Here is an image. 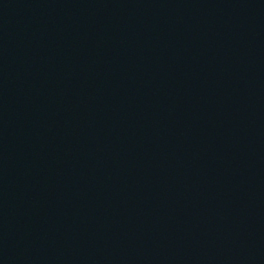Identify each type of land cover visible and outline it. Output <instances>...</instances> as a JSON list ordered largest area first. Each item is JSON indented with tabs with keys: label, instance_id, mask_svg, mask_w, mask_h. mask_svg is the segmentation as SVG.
Listing matches in <instances>:
<instances>
[{
	"label": "water",
	"instance_id": "95a60500",
	"mask_svg": "<svg viewBox=\"0 0 264 264\" xmlns=\"http://www.w3.org/2000/svg\"><path fill=\"white\" fill-rule=\"evenodd\" d=\"M0 264H264V0H0Z\"/></svg>",
	"mask_w": 264,
	"mask_h": 264
}]
</instances>
